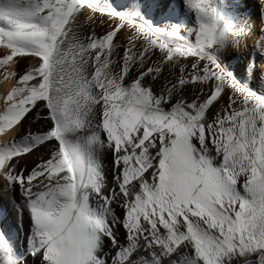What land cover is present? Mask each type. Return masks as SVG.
<instances>
[{"label": "snow or ice", "instance_id": "6c2138e0", "mask_svg": "<svg viewBox=\"0 0 264 264\" xmlns=\"http://www.w3.org/2000/svg\"><path fill=\"white\" fill-rule=\"evenodd\" d=\"M0 264H264V0H0Z\"/></svg>", "mask_w": 264, "mask_h": 264}, {"label": "bare ground", "instance_id": "6f19581e", "mask_svg": "<svg viewBox=\"0 0 264 264\" xmlns=\"http://www.w3.org/2000/svg\"><path fill=\"white\" fill-rule=\"evenodd\" d=\"M12 86L13 85L10 81H6L2 77H0V95L6 94V92L10 90ZM6 134L7 133L0 134V139H2L3 135H6Z\"/></svg>", "mask_w": 264, "mask_h": 264}]
</instances>
